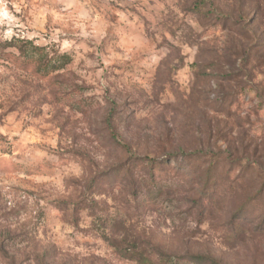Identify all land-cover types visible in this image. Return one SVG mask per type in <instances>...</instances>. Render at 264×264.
<instances>
[{
  "label": "rangeland",
  "instance_id": "1",
  "mask_svg": "<svg viewBox=\"0 0 264 264\" xmlns=\"http://www.w3.org/2000/svg\"><path fill=\"white\" fill-rule=\"evenodd\" d=\"M134 245L264 264V0H0V264Z\"/></svg>",
  "mask_w": 264,
  "mask_h": 264
},
{
  "label": "trees",
  "instance_id": "2",
  "mask_svg": "<svg viewBox=\"0 0 264 264\" xmlns=\"http://www.w3.org/2000/svg\"><path fill=\"white\" fill-rule=\"evenodd\" d=\"M54 68H57L56 66ZM60 68V67H58ZM242 207L240 211L244 210ZM113 247V246H112ZM134 247V248H133ZM130 249L122 250L119 247H115L121 256L130 258L137 264H222L219 260L202 254H190L184 256H173V254L166 253L158 248H151L149 252L140 251L137 245H134Z\"/></svg>",
  "mask_w": 264,
  "mask_h": 264
}]
</instances>
